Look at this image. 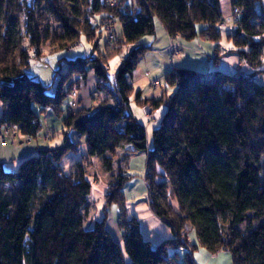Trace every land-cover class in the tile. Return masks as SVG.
<instances>
[{
    "label": "trees",
    "instance_id": "1",
    "mask_svg": "<svg viewBox=\"0 0 264 264\" xmlns=\"http://www.w3.org/2000/svg\"><path fill=\"white\" fill-rule=\"evenodd\" d=\"M263 2L0 0L2 135L13 130L35 139L41 130L36 106L42 113L52 109L65 137L64 145L39 149L15 171L0 164V264H195L197 246L228 252L233 264H264V89L252 79L264 72ZM155 20L172 40L212 44L214 67L173 66L159 98L135 99L142 108L165 109L147 148L144 138L127 132L135 126L130 79L151 50L140 41L155 35ZM107 21L112 27L102 52L99 27ZM80 38L93 53L67 60L65 72L54 73L56 84L27 76L30 59L40 60L44 45L71 49ZM224 39L229 48L222 47ZM124 49L127 55L110 73L109 62ZM232 57L252 72L217 65ZM87 84L86 96L97 105L78 100ZM69 131L83 141L86 156L64 172L63 158L79 144L69 140ZM135 147L145 151L147 207L173 234L156 246L143 239L136 218L126 216L123 191L134 176L124 168ZM93 158L110 174L104 214L117 208L122 244L106 231L105 217L88 220L92 182L86 168ZM188 229L197 246H188ZM177 249H186L182 260Z\"/></svg>",
    "mask_w": 264,
    "mask_h": 264
},
{
    "label": "crops",
    "instance_id": "2",
    "mask_svg": "<svg viewBox=\"0 0 264 264\" xmlns=\"http://www.w3.org/2000/svg\"><path fill=\"white\" fill-rule=\"evenodd\" d=\"M262 5L264 7V2ZM225 10L227 11V8H225L224 11ZM226 15L228 16L229 14H227L226 12ZM151 37H146L145 43L142 44L147 45L151 48V50L148 52L152 53L151 51L153 48L155 52L159 53L160 55L156 54L153 57H151L154 58V60L156 61V63H152V61H147V59L150 57L148 56L149 54H145L144 57L142 58L143 63H141L140 66L137 67V69L134 71L132 75V78L130 79V86L132 87L131 103L129 104L130 114L132 115L135 121L134 123L135 126L140 127L141 129L138 130L135 128V126H130L127 130L128 134L134 133L136 135L137 133L139 135L138 137L144 138L147 148L151 144V140L153 138V131L159 126V123L163 117L165 109L159 108L155 111L148 110L149 113L144 114V111L146 112L147 108L144 107L142 110V107L137 104L135 99L159 98L158 94L159 92L161 94V86H162L161 80L163 79L165 74L170 70L169 68L170 65L166 62V58H168V55H170V57L175 56L174 53L177 52L179 49H181L180 53L182 51V48H180V46H178L177 49L176 48L177 46L174 45L183 44L185 47L184 50H188V52L199 53L200 59L201 58L206 59L207 69L211 70L213 68V65L210 63L211 59L208 57L210 54H212V48H213L212 44L211 46H209L207 45V43H203L200 39L193 40L192 42H188V44H184L179 38L172 40L167 36L166 33L163 35L161 34L159 35L156 31H155V35ZM149 40L152 42L146 43ZM154 42L156 43L155 46H157V48L154 47ZM172 46H174L176 50H173V48H171ZM181 57L182 55L180 54L179 57L177 58L178 65L174 64V62L172 61L173 59L171 60V63L173 62L174 66H193L191 64L180 65ZM151 58L148 60H151ZM156 64L162 69L161 68L156 69L157 68ZM217 65H219L221 68L222 67L232 68V70H236L238 68V70L244 72L245 75H249L252 72V70L247 68V66L243 64V62L236 57L226 59V61L223 62L220 61ZM190 68L197 69L198 66H194ZM151 74H155V77H153ZM252 79L258 85L262 86L264 89V72L256 73L252 77ZM154 82L157 83L155 87L152 86V83L154 84ZM90 87L91 86L87 84L84 90L80 91L78 94L79 99L78 98L77 99L82 105L84 104L85 107H88L89 105L90 106L97 105V103L92 102V100L90 101V97L88 98L86 96L87 95L86 92L88 93ZM53 92H54V88L48 91L49 94H53ZM1 114H2V105L0 103V116ZM149 114L152 116L149 117L148 116ZM54 126H57V124ZM0 131H2L1 128ZM15 133H16L15 131L13 132V130H10L11 135L6 140L7 144L5 146L0 145V164L3 165L4 169L8 171H15L21 160L36 154L39 149H48L47 147L45 148L43 145V143L47 144V140H49L50 137V133L47 131L43 136L44 140L42 139L43 140L42 143L40 140L37 139L38 136L35 139L26 140V138L21 136L19 133L17 134ZM68 134L70 137L69 140L71 142L73 143L79 142V144L76 148V151L67 154L63 158L62 168L64 172H66L67 169L70 170L71 166L81 159V156H86V146L83 143V141L82 140L78 141V137L70 131L68 132ZM57 146H59V142L57 143ZM144 154L145 151L141 149H136V154L130 158L127 165L130 167L132 161H140L141 163L144 164V158H145ZM129 167H126L124 169L126 173L131 174L130 173L131 168ZM97 169L99 172L97 170H95V172L96 173L98 172L101 175H98L96 180L94 179L95 181L92 178L93 183L91 186V193L88 198V204H89L88 220L98 221V220H102L105 217L106 231L110 234V236L113 238L115 242H117L118 244H122L123 236L118 226V222H119L118 212L116 211L115 214L116 221L114 220L115 218L113 217V214H111V208L107 211V214H104L105 193L107 190V184L109 183L110 180L109 179L110 174L103 172L100 169V166ZM133 200L134 199H126V216L128 217L134 216L136 218V220L139 223V229L142 236L144 235V232L149 234L150 237H147L148 242L156 246L160 244L162 241L171 239L173 237L170 228L164 225L163 223H161L150 212V210L147 207L145 199L144 200L141 199L138 201H133Z\"/></svg>",
    "mask_w": 264,
    "mask_h": 264
},
{
    "label": "rangeland",
    "instance_id": "3",
    "mask_svg": "<svg viewBox=\"0 0 264 264\" xmlns=\"http://www.w3.org/2000/svg\"><path fill=\"white\" fill-rule=\"evenodd\" d=\"M111 27L112 26L110 24V21L106 22V28L104 25H101L99 27L100 37L98 40V45H99V49L102 50V52L104 50V45L106 44V41L108 40V32L106 29H108L110 31ZM114 30H115L116 34L118 35L120 32L118 23L115 24ZM155 31L159 35L165 34L163 27L160 25V23L157 20H155ZM146 37H151V36L146 35V36L142 37L140 42L145 43ZM150 40L146 43H149V42L151 43L152 41H150ZM155 44L156 43L154 42V47L157 48V46H155ZM221 45L224 48H229V44L227 45V42L225 39L222 40ZM112 46L111 47L109 46V48H115L117 45L116 46L112 45ZM41 52H42V58L40 60H37L35 58L30 59V65H29V68L26 70V74L28 77L34 78L35 80L41 82L42 85L50 86L53 83L56 84L58 77H59L58 75L54 76V73L56 74L57 71L59 72V74L65 72V68L67 66V63H66L67 60L75 59L77 57H85L87 55H91L93 53V49H92V44L87 42L84 38H80L79 41L76 43V45H74L71 49L56 50L55 51L46 44L42 48ZM151 52L154 54H152L150 52L146 53V54H149L148 56H150L148 59H150L151 57H153L156 54L160 55L159 53H156L153 48H152ZM180 54L182 55V57L180 59L181 60L180 65L191 64L193 66H186V67L198 66L197 69L198 70L201 69L203 71H205V69H207L206 59L205 58L200 59L199 53L188 52V50H184V48H182V51ZM126 55H127V50L124 49L123 53H121L119 56L114 57L109 62V72L110 73L115 72L116 68L118 67V65L120 64V62L122 61V59ZM94 56H96V55H94ZM178 57L179 56H171L170 57V55H168V58H166V62L170 65L169 66L170 69L174 66V64L178 65L177 64V58ZM148 59H147V61H152V63H156L154 58H151V60H148ZM171 60L174 62V64H173V62L171 63ZM141 63H143L142 59L140 60L138 66H140ZM153 65H155V64H153ZM156 67H157L156 69L161 68L157 64H156ZM166 68H168V67H166ZM192 69H195V68H192ZM151 75L153 77H155V74H151ZM91 83H92V80H91ZM161 83L163 85V80H161ZM153 85H155V82ZM66 87H67V84L64 86V89H66ZM53 88H54V85L50 89H53ZM159 94H160V92H159ZM159 94H158V96L160 97L161 94L160 95ZM69 101H70V98L67 97V99L65 100V102L62 105V108H64L65 104L68 103ZM96 102H97V100L95 101V103ZM146 108H147V111L146 112L144 111V114L145 113L148 114L149 113L148 110L149 111L151 110L150 107H146ZM33 109L38 114V116L40 118V124H41V130L38 134L37 139L40 140L42 143L44 140L43 136L45 135V133L47 131L50 133V137H49V140H47V144L43 143L45 148L47 147L48 149H57L61 145H64L65 137L61 133L63 126L61 124L60 119H57V117L54 115L52 109L46 108V111H45L46 113H42L41 111H39V108L36 106H33ZM142 110H143V108H142ZM164 113H165V111H164ZM148 116L151 117L152 115L149 114ZM56 124H57V126H54ZM42 132H43V135H42ZM58 142H59V146H57ZM90 162H91L90 164H92V165L88 166L86 169L88 170V173L90 172L89 173L90 178H91L90 181L92 182L95 179L94 176L97 178L98 175H101L98 173L99 171L97 168H99V166H100L101 170H102V168H101L99 161H97L95 158L91 159ZM129 168H131L130 169L131 174L128 173V175H133L134 177H132L126 183V186H125L124 191H123L124 195H125L126 199H134L133 201H138L141 199L144 200L145 199V187H144L143 181L141 179V176L143 173L142 169L144 168V164L141 163L140 161H132V164ZM95 170H97L98 172L96 173ZM93 174H94V176H93ZM92 178H93V180H92ZM112 208H111V214H113V217L115 218L117 208L115 206ZM114 220L116 221V218ZM147 237H150L149 234L144 232L143 239L147 241ZM186 240H187V244L189 247L192 245L197 246V244H198L197 243V236H196V233L193 229H188ZM185 250L186 249L175 250L179 260H182L184 258V255L186 252ZM170 253H174V251H170ZM192 259H193L195 264H233L232 256L230 253L224 252V251L211 253L208 250H206L200 246H197L196 248L192 249Z\"/></svg>",
    "mask_w": 264,
    "mask_h": 264
},
{
    "label": "built area",
    "instance_id": "4",
    "mask_svg": "<svg viewBox=\"0 0 264 264\" xmlns=\"http://www.w3.org/2000/svg\"><path fill=\"white\" fill-rule=\"evenodd\" d=\"M109 2H111V3H114V0H108ZM226 22H227V19H226ZM113 37V34L112 33H110L109 34V38L111 39ZM1 131H0V145L1 146H5V144H6V142H5V139L1 136Z\"/></svg>",
    "mask_w": 264,
    "mask_h": 264
},
{
    "label": "bare ground",
    "instance_id": "5",
    "mask_svg": "<svg viewBox=\"0 0 264 264\" xmlns=\"http://www.w3.org/2000/svg\"><path fill=\"white\" fill-rule=\"evenodd\" d=\"M238 70V69H237ZM1 136L5 139V142L7 140V137L6 136H3L2 133H1Z\"/></svg>",
    "mask_w": 264,
    "mask_h": 264
}]
</instances>
